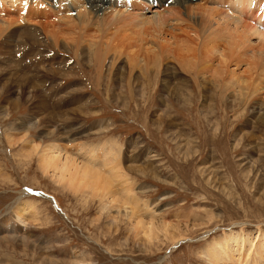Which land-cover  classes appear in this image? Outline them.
Here are the masks:
<instances>
[{"label":"rangeland","instance_id":"374dc122","mask_svg":"<svg viewBox=\"0 0 264 264\" xmlns=\"http://www.w3.org/2000/svg\"><path fill=\"white\" fill-rule=\"evenodd\" d=\"M7 1L0 0V264H239V250L244 264H264V126L258 128L255 103L240 101L233 82L250 80L246 93L254 83L260 89L254 97L264 99V75L250 79L247 64H230L219 49L206 55L210 82L201 92L195 75L181 70L173 55L157 67L148 47L158 38L153 31L140 33L147 36L144 42L138 41L139 31L130 32V41L122 40L123 34L115 36L128 54L110 51L99 69L86 41L102 34L98 41H107L112 35L114 26L103 19L113 12L111 0H91L100 8L88 13L89 19L81 16L78 57L75 43L73 51H63L64 40L76 34L59 36L61 47L56 48L51 35L48 40L40 29L44 23L52 33L55 28L70 30L73 24L66 26V21L76 16L68 3L74 0H48L52 7L45 0ZM209 1L120 0L117 9L151 20L170 8L186 13L203 2L210 6ZM175 23L170 21V27ZM131 45L135 48L130 52ZM135 52L139 58L132 68L129 58ZM166 74L174 78L172 88L177 82L187 85L179 96L161 91ZM215 79L220 83H211ZM66 128L76 136L68 137ZM7 135L20 140L12 146ZM29 137L75 158L84 156L80 147L96 149V163L107 166L111 147L123 168L121 177H113L112 205L109 199L63 189L42 173L39 156L22 159L19 151ZM128 199L143 223H154L151 236L122 209ZM23 201H33L37 208L24 214V220L14 212ZM230 232L237 236L225 247L224 234ZM251 251L254 258L247 263Z\"/></svg>","mask_w":264,"mask_h":264},{"label":"bare ground","instance_id":"6f19581e","mask_svg":"<svg viewBox=\"0 0 264 264\" xmlns=\"http://www.w3.org/2000/svg\"><path fill=\"white\" fill-rule=\"evenodd\" d=\"M3 1L6 2L7 0H3ZM177 1H178L177 4L182 5V3H183L182 1H185V0H177ZM207 1H209V0H207ZM210 1H211L210 6H207L205 4L203 5V3H204L203 2L202 4H198V7H194V6L192 7L191 6L190 9L185 11L186 13H184V11L181 10L180 7H176V8L174 7L175 9L170 8L166 12L168 14L167 16L165 15L166 13L165 14H157V16H154L151 20H147L148 17H146V16H136V17H135V15L129 16L128 15L129 10L127 8L125 9L126 11L121 10V9L120 10L117 9L119 6L120 0H114V2H113V0H111V2L109 3V6H110V9L113 10V12L109 13L107 15L104 14L103 15L104 18L103 17L102 18L105 20V22L107 24L109 23V20H110L109 24L114 26V28L111 27L112 29H114L112 35L110 33L106 32L107 30H104L107 33V36H108V34H110V36H109L110 38L107 39V41H104V39H103V41L102 40H100V42L98 41L99 39H102L101 36L103 34L100 37L94 36L95 37L94 40H93V37L91 38V40L88 39L89 41L87 39H85V40H87L86 41V42H88L87 45H88V47H90L89 48L90 51H92L94 54L93 59L97 63V65L100 69V68H102V65L104 64L103 62L105 61V59H106V57L110 51L119 50V52H120V50H121V52H122V50L124 49V51H126V53L128 54V50L125 49L126 47H123V46H125V44L123 45V43L121 41L123 39L127 40V38H128V40L132 39V38H129L130 32L132 33V31H139V38L140 37L141 38L140 39L138 38V41L141 40L144 42V37H147V36L142 35L140 33L148 32V34H149V31H153V32H155V34H157L158 38L155 37L156 39H154V41L151 42V45L148 46V44L147 43L146 44L148 47H150L149 52H152L155 55L156 59L158 60L157 67L162 68V64H164L165 60L171 58V55H173L174 59L177 60V62L179 63L181 70L187 72V74H189V75H191V74L195 75V78H194V80L196 81L195 86L201 92L204 91L203 85H205V90H206V84H207L206 81L208 78V76L206 77V72H207V68H209V69L211 68V66L208 65V63L210 62L209 59L206 62V58H208V56H206V55H207V53L209 54V52L215 53L219 49L223 50V56L227 57L230 64H234L238 67L240 66L241 63L247 64L249 67V70L252 71V74H250V79H251V77L254 76V74L258 78L260 76L264 75V0H250V1L249 0H210ZM7 3L12 4L13 2H12V0H8ZM44 3H47V4L49 3L50 6L52 5L50 3V1L48 2V0H45ZM44 3H43V5H44ZM69 3H68V8L71 10L70 11L71 14L73 16H76V17H74V19H72V20L68 19V18H64L62 20L68 19L69 21L68 22L66 21V26H68L70 23H72L73 26H76V28L73 29L72 28L73 26H70V30H65V31L60 30V28H55V30H57L59 32L57 33V31H55L52 33V31L50 29H48L47 26H46L47 28H44V23H43V26H42L43 28L40 27V29L46 38L49 35H51V38L53 39V46L56 48L61 47L59 44V40H60L59 36L68 35V34L69 35L76 34L77 36L75 35L76 37L75 38L73 37L74 39L68 37L64 40L65 41L64 45H67V46H66V48L63 46L64 47L63 51H65V52L73 51L74 48H72V46H70V45H72V43H75V45L79 48V49L76 48V52H75V55L78 57L80 55V53H79L80 52V46L82 47V44H83L82 39H80L82 36V32L81 31H79L80 33L76 32L77 30H79L78 27H82V25L84 24L83 19H80V18L83 15V17L89 19L90 15H88V13L90 14V12L93 9H99L100 7L96 6L91 0H82V2H80V0H78V1L74 0V1L69 2ZM187 3H189V2H187ZM127 5L128 4H124V7H127ZM190 5H192V4H190ZM37 8H39V7H37ZM43 9H45V7ZM114 12H116V13L113 14ZM92 13H93V11H92ZM106 13H107V11H106ZM37 18H39V17H37ZM28 21L29 20L23 19L22 22L27 23ZM31 21L32 20H30V23H31ZM37 21L38 20H34V22H36L35 24L41 25V22H39L41 20H39L38 22ZM91 21H92V19H91ZM170 21H175L177 23V26L175 28L170 27V25H169ZM14 22H15V20H14ZM96 22H98V21H96ZM176 23H175V25H176ZM9 24H10V22H9ZM15 24H16V22H15ZM15 24H13V25H15ZM103 24H104V22H103ZM149 25L150 26L153 25V26L150 28H147V26L149 27ZM103 27H104V25H103ZM71 28H72V30H71ZM101 29H103V28H101ZM5 31H7V29L2 30L1 33L3 34V33H5ZM82 31H83V33H85L84 28H82ZM102 31L103 30H101L100 33ZM100 33H99V35H100ZM192 33L194 34L195 38L191 36ZM121 34H123L124 36H123L122 40L120 42H118L119 37H120L119 35H121ZM133 34H136V32H133ZM162 34L164 36H162ZM165 35L170 37V39H166ZM115 36H119L118 41H117L118 43L116 42V40H114ZM136 36H135V38H136ZM103 38H104V36H103ZM106 38H108V37H106ZM14 39L15 38H13V40ZM25 39H27V38H25ZM85 40L83 39V42H85ZM133 40H134V42L135 41L137 42V39H133ZM254 40H257L256 42H258V44L255 43L256 45H254L253 44ZM145 41H148V40H145ZM131 42H132V40H131ZM36 43H38V42H36ZM92 43H95L94 46L92 45ZM132 47L133 46L131 45V47L129 48V51L134 50L135 47L133 48V50H132ZM174 48L176 50H177V48H179L181 50H178V53H177V51H174ZM142 50L144 51V48ZM65 52H63V53H65ZM130 52H129V54H130ZM204 52H205V54H204ZM116 53H117V51H116ZM137 53L135 52L132 55V57L129 56L130 57L129 58L130 59L129 60V67L130 66L132 68L134 67L132 65L134 64V61L136 60L135 58H137V56H139V55H137ZM77 54H79V55H77ZM204 65H207V68L204 67ZM114 67H115V64L113 62V64L111 65L110 71H113ZM10 68H12V67H10ZM14 69H17V68L14 67ZM159 72H161V71H158V73ZM221 72L222 71H220V73H218L219 76H222ZM130 74H131V72H130ZM222 74H224V72H222ZM132 75L133 74H131V76H130L131 78H132ZM157 76L159 78L160 75L157 74ZM165 76H166V80H165L166 83H163L161 91H164L165 89H168V90L170 89L169 92L171 91L172 94H174L175 96L177 94L179 96V93L180 92L183 93L184 89L187 88V85L185 83H183V85H185L186 88L182 87L181 84H179V82L175 83V85L173 84L174 87L172 88V80L174 79L173 76L171 74H169V75L166 74ZM18 77H16V78H18ZM219 79H220V77H219ZM199 81H202V83ZM218 81L220 83V80H217V79L213 80V82H211V83H214V85H217ZM248 81H250V80L241 81L239 79H235L233 82L239 88V91L237 94L239 95L238 97L240 98V101H243L244 103H246V105H253V103H255L253 105V107L255 109V113H253V114H255V120H257V122H258L259 127L258 126L257 127L263 128V126H264V99L254 97V95L260 91V89H257V87H255L254 83H252V85H251V87L254 88V90L250 94H249V92L246 93L247 92L246 87L248 84H250V83L247 84ZM207 82H210V80ZM223 82H225V81L222 80V83ZM27 83H29V82H27ZM129 84H130V82H129ZM24 85H25V82H24ZM210 94H211V92H210ZM193 95H195V94H193ZM192 96H190V101L193 102V99H195V98H193ZM221 97H222V95H221ZM242 98H244V100ZM220 100H221V98H220ZM187 101H189V100H187ZM222 101H223V99H222ZM222 103L224 104V102H222ZM258 112L260 113L259 116L257 115V114H259ZM25 126H23V128ZM28 127L29 126H26L24 128V130H27ZM66 130H67V132H65V133H68V137L76 136V135H72L73 131L71 129L70 130L72 132L69 131L68 128H66ZM74 132H76V131H74ZM48 135H50V133ZM55 135H57V134H55ZM60 135H61V133H60ZM29 138L23 141V147L19 151V156L22 157V159L30 158V157L32 158L34 155L39 156V161H40L42 173L44 175L52 176L55 179V182L57 184L61 185L63 189L72 191L75 194L81 193V196L83 195L84 197L86 196L89 198L93 197V199L94 198L99 199V200L109 199L110 200L109 205H112V201H113L114 194H115L113 191V189H114L113 188V182H114L113 177L115 178L116 176H120V173H122L121 169H123V168H122V163L116 158V155L114 154L111 147L108 150L109 151L108 154L106 155V157H110L109 158V164H108V166H110V168H108L107 165H99L96 163L98 161V157L95 155L97 152L96 149H93L94 151H89V149L84 150V149H81L82 147H80L79 150H81L82 152L85 151L84 156L82 155L83 156L82 158H77V157L75 158L73 156H66V153H63L64 154L63 155L62 150L57 151V146H56V148H53L55 145H53V147L52 146H49V147L45 146L44 147V146H41L40 144H37L35 142L33 143L31 138L30 139ZM61 138H63V136ZM19 140L20 139H13V141H12L11 138H9V136L7 135V141L12 146H15V144L18 143ZM81 146H83V145H81ZM59 148H60V146H59ZM56 152L58 154H56ZM99 166H101V169ZM103 168H104V170H103ZM105 169L106 170L109 169V171H106ZM117 172H118V174H117ZM122 178H123V176H122ZM119 180H120V178H119ZM127 181H128V179H127ZM122 189H125V188L122 187ZM128 197L129 198L131 197L130 193H129ZM133 200H135V198ZM27 205H28V207H27ZM119 206H117V207H119ZM121 206H122V209L125 211L126 215L129 214L131 219L134 218L137 220V225H138V227H142L144 229V231H145L144 234L151 236L150 234L153 233L155 231L154 229L156 228L154 223H152V222L151 223H143L144 221L138 215L136 208L129 202V199L127 200V203L121 204ZM29 210H34V211L37 210L33 201L21 203L16 208V210H14V212L19 219L24 220V217H25L24 214H26ZM128 211H130V212H128ZM164 228H165L166 233L168 231H170L169 226H166ZM168 236L169 235H167V237ZM224 236L225 237L223 238V240L225 241V247H227L230 245L231 241L232 242L235 241L237 234H235L234 232H230L229 234L225 233ZM154 238H149L148 240L151 241ZM170 240H172V239L170 238ZM172 241L175 242V240H172ZM243 241L244 240H242V242ZM238 244H239V242H238ZM243 255H245V254L241 250H239L238 251V263L239 264H242L244 262L245 257L242 258ZM254 255H255V252H252V251L249 254H247V256H246L247 257V263H248V260L251 259V257L254 258ZM225 262H227V260H225Z\"/></svg>","mask_w":264,"mask_h":264}]
</instances>
